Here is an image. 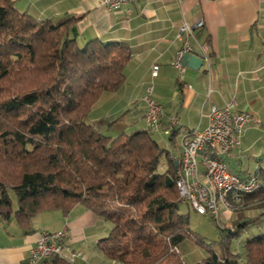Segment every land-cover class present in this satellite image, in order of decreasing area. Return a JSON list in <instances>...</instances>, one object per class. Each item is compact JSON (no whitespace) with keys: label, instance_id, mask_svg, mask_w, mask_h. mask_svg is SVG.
<instances>
[{"label":"trees","instance_id":"1","mask_svg":"<svg viewBox=\"0 0 264 264\" xmlns=\"http://www.w3.org/2000/svg\"><path fill=\"white\" fill-rule=\"evenodd\" d=\"M76 22L37 20L0 0V218L29 231L38 214L66 217L81 205L111 224L96 244L108 261L184 264L178 246L204 242L180 213L178 164L146 127L110 136L103 128L119 116L86 122L100 95L124 84L131 50L99 40L80 46ZM169 130L173 144L177 131ZM254 174L260 188L242 204L264 209V169ZM246 225L218 228V253L208 249L197 264H264V231L244 242V261L231 251ZM48 263L76 264L56 257Z\"/></svg>","mask_w":264,"mask_h":264},{"label":"crops","instance_id":"2","mask_svg":"<svg viewBox=\"0 0 264 264\" xmlns=\"http://www.w3.org/2000/svg\"><path fill=\"white\" fill-rule=\"evenodd\" d=\"M10 1L37 20L77 18L81 46L99 40L123 43L131 50L124 84L115 93L100 95L88 115L89 123L119 116V133L145 130L141 97L150 88L166 116L176 118L173 144L165 132L170 126L166 120L152 137L177 166L182 134L203 130L212 106L222 108L233 102L236 110L251 113L260 124L247 129L239 149L222 159L242 179L264 169V0H141L119 12L108 11L99 0ZM198 22L203 26L187 40L192 55L204 63L197 71L186 68L180 76L172 65L183 44L177 34L183 24ZM153 66L158 67L156 76H152ZM102 225L101 218L81 205L66 217L59 211L42 212L32 218L29 231L20 229L13 218H0V264H28L39 236L62 229L66 230L64 244L82 256L76 264H108L96 248L98 234L106 228Z\"/></svg>","mask_w":264,"mask_h":264},{"label":"built area","instance_id":"3","mask_svg":"<svg viewBox=\"0 0 264 264\" xmlns=\"http://www.w3.org/2000/svg\"><path fill=\"white\" fill-rule=\"evenodd\" d=\"M141 0H99V4L110 12H119L124 6ZM203 26L198 22L194 26L183 24L177 38L183 42L172 63L179 75L186 68L181 61L185 53L194 54L188 37L193 30ZM204 49V48H203ZM205 51V49L203 50ZM157 66L152 67V76H156ZM144 106L145 127L157 132L166 120L169 127L177 125L176 118L166 116L165 109L151 96L148 88L141 97ZM251 113L236 110L234 103L222 108L212 106L207 113V124L203 130L184 132L180 138V159L175 175V186L182 204L190 206L200 216L209 215L216 223H223L242 206L243 197L256 192L260 182L255 174L242 179L231 173L222 157L238 150L244 132L253 125H259ZM165 132L169 134V129ZM66 230L43 233L29 252L28 264H43L52 258H59L68 263L81 259V254L73 252L65 244Z\"/></svg>","mask_w":264,"mask_h":264},{"label":"rangeland","instance_id":"4","mask_svg":"<svg viewBox=\"0 0 264 264\" xmlns=\"http://www.w3.org/2000/svg\"><path fill=\"white\" fill-rule=\"evenodd\" d=\"M81 46V45H80ZM86 122H89L87 118ZM121 125L119 126V120L115 122L111 128L105 126L103 133L105 135H118L121 130ZM167 136V135H166ZM167 139V137H165ZM164 157L161 160L160 169L162 170L164 167ZM159 169V170H160ZM12 201L15 206V197L11 193L10 194ZM180 213L189 215V229L201 238L204 242V245L197 244L195 241L186 239L178 246V253L183 260L184 264H197L204 260L208 255V249H212L216 253L219 251V232L218 228H234L236 224L247 223L245 230H243L240 234V237L235 240L231 245V251L233 254L238 255L240 261L245 260V255L243 251L244 242L247 239H250L252 236L257 235L260 232L264 231V209L258 207L256 203L245 205L238 207V210L233 213L229 219L223 220L224 222L216 223L218 227L215 225L214 219L207 216L197 215L192 211L189 205L181 204L180 205ZM213 220V221H212ZM102 226L106 228L102 229L99 232V239L105 237L109 230L111 229V224L109 222L101 219ZM106 229V230H105ZM108 264H119L115 262H108Z\"/></svg>","mask_w":264,"mask_h":264},{"label":"water","instance_id":"5","mask_svg":"<svg viewBox=\"0 0 264 264\" xmlns=\"http://www.w3.org/2000/svg\"><path fill=\"white\" fill-rule=\"evenodd\" d=\"M204 61L192 54L185 53L182 57L181 64L183 67L187 69H192V70H199L203 66ZM177 163V162H176Z\"/></svg>","mask_w":264,"mask_h":264}]
</instances>
